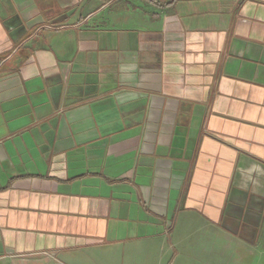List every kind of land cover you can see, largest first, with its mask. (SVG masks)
Here are the masks:
<instances>
[{
  "label": "crops",
  "instance_id": "crops-1",
  "mask_svg": "<svg viewBox=\"0 0 264 264\" xmlns=\"http://www.w3.org/2000/svg\"><path fill=\"white\" fill-rule=\"evenodd\" d=\"M263 240L264 0H0V264Z\"/></svg>",
  "mask_w": 264,
  "mask_h": 264
},
{
  "label": "rangeland",
  "instance_id": "rangeland-1",
  "mask_svg": "<svg viewBox=\"0 0 264 264\" xmlns=\"http://www.w3.org/2000/svg\"><path fill=\"white\" fill-rule=\"evenodd\" d=\"M259 264H264V240L259 242Z\"/></svg>",
  "mask_w": 264,
  "mask_h": 264
},
{
  "label": "built area",
  "instance_id": "built-area-1",
  "mask_svg": "<svg viewBox=\"0 0 264 264\" xmlns=\"http://www.w3.org/2000/svg\"><path fill=\"white\" fill-rule=\"evenodd\" d=\"M108 4V3H107Z\"/></svg>",
  "mask_w": 264,
  "mask_h": 264
}]
</instances>
